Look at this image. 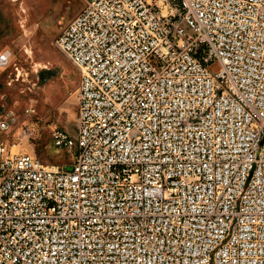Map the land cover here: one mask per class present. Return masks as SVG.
Here are the masks:
<instances>
[{
    "label": "built area",
    "instance_id": "built-area-1",
    "mask_svg": "<svg viewBox=\"0 0 264 264\" xmlns=\"http://www.w3.org/2000/svg\"><path fill=\"white\" fill-rule=\"evenodd\" d=\"M54 43L72 161L0 139V264H264V0H86Z\"/></svg>",
    "mask_w": 264,
    "mask_h": 264
},
{
    "label": "rangeland",
    "instance_id": "rangeland-1",
    "mask_svg": "<svg viewBox=\"0 0 264 264\" xmlns=\"http://www.w3.org/2000/svg\"><path fill=\"white\" fill-rule=\"evenodd\" d=\"M0 0V130L14 152L35 155L46 166L70 165L72 157L51 142V130L76 134L80 70L57 48L59 30L86 0ZM30 109L32 112H27Z\"/></svg>",
    "mask_w": 264,
    "mask_h": 264
},
{
    "label": "bare ground",
    "instance_id": "bare-ground-1",
    "mask_svg": "<svg viewBox=\"0 0 264 264\" xmlns=\"http://www.w3.org/2000/svg\"><path fill=\"white\" fill-rule=\"evenodd\" d=\"M23 2L21 1V2H19V4H22ZM6 52H9V51H6Z\"/></svg>",
    "mask_w": 264,
    "mask_h": 264
}]
</instances>
